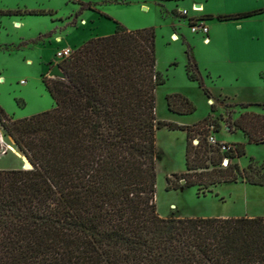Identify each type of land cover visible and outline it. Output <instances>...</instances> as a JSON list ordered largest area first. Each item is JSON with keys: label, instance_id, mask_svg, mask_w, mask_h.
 <instances>
[{"label": "trees", "instance_id": "1", "mask_svg": "<svg viewBox=\"0 0 264 264\" xmlns=\"http://www.w3.org/2000/svg\"><path fill=\"white\" fill-rule=\"evenodd\" d=\"M115 24L113 34L88 39L58 63L64 78L42 79L51 109L14 119L0 107V127L32 166L0 170V264H264V217L158 215L161 128L186 133L185 171L167 178L166 190L196 188L204 196L237 181L264 187V166L232 162L244 156L240 144L226 143L225 152L208 144L210 127L218 132L209 116L193 125L157 120L155 91L165 81L156 69L155 30ZM185 73L211 99L189 48ZM166 102L171 112L193 111L179 94ZM228 127L248 144H264V115L243 112Z\"/></svg>", "mask_w": 264, "mask_h": 264}, {"label": "rangeland", "instance_id": "2", "mask_svg": "<svg viewBox=\"0 0 264 264\" xmlns=\"http://www.w3.org/2000/svg\"><path fill=\"white\" fill-rule=\"evenodd\" d=\"M198 2L205 4L204 0L162 5L154 0H0V9L25 7L43 11V14L28 19L29 26L42 34L55 26H64L61 22L67 18L65 22L68 25H80L81 18L92 14L114 24L118 22L128 30L154 28L156 69L165 81L155 91L156 119L178 125H193L209 116L218 126L215 134L217 141L243 146L244 156L232 162L245 168L251 159L252 165L259 168L264 166V144H248L241 132L229 129L228 123L243 112L264 115V0H209L204 13H211L214 18L205 22L208 31L210 29L207 42L204 41L206 36L192 33L189 28V19L204 15L192 10V6ZM182 11L187 15H182ZM250 12L257 14L228 21L216 19L219 15ZM13 28L18 27L13 24ZM7 33L9 31L2 30V37ZM7 35L10 37V34ZM188 48L211 99L186 76ZM33 56L34 62L30 66L14 51L7 50L0 54V65L4 69L0 72V107L14 119H21L20 115L27 114L41 101L52 102L38 79V53L34 52ZM174 94L188 100L193 107L192 113L168 110L166 96ZM245 105L247 107L243 108ZM27 117L30 116L23 118ZM185 144L184 131L167 128L156 131L155 204L161 218L264 217V187L237 181L217 185L204 196L201 193L197 195L196 188L166 190V179L175 181L172 175L185 171ZM26 167L27 160L0 127V170H28ZM179 184L182 185V181Z\"/></svg>", "mask_w": 264, "mask_h": 264}, {"label": "crops", "instance_id": "3", "mask_svg": "<svg viewBox=\"0 0 264 264\" xmlns=\"http://www.w3.org/2000/svg\"><path fill=\"white\" fill-rule=\"evenodd\" d=\"M208 1L209 0H204L205 4H207ZM205 4L203 2H198L193 6H198L200 8V11L198 12H202L204 14L203 17H214L211 13H204ZM15 9L35 10L34 8L28 9L25 7ZM32 17L34 16L21 15L17 18H12L10 16H0V54L6 53L7 50H9V52L14 51L25 62V64L31 66L34 62L33 53L37 52V60L39 61L38 63L40 66L38 79L41 80L44 89L45 87L42 79L45 77L49 78L48 72L50 71V69L53 67V65L60 62L59 60L55 59V53L58 50L63 48H70L71 50H74L75 48L85 43L88 39L111 35L116 29V24H114L113 22L105 20L99 15L92 14L87 16L86 18H81L79 20L80 25H78L77 23H75L74 25H68V22H65V20L68 21L67 18L63 22H61V25L64 26H55L52 30H47L46 34H42L38 32V30H34L31 26H29L28 19H32ZM13 24H15L18 28L14 29ZM2 30L9 31V33L7 34H10V37L7 34L2 37ZM209 34L210 29L208 31V35ZM41 39L45 40L40 41ZM30 46L32 47L31 49H29ZM3 71L4 69L0 65V72ZM21 84H24V82H21ZM45 92L50 97L46 89ZM51 101L52 102H50V100H44L39 102L35 107H32L27 114L24 113L20 115V118H23L25 116H32L44 112L48 110V108H52L54 106V103L52 99ZM22 103L25 105V100L22 101Z\"/></svg>", "mask_w": 264, "mask_h": 264}, {"label": "built area", "instance_id": "4", "mask_svg": "<svg viewBox=\"0 0 264 264\" xmlns=\"http://www.w3.org/2000/svg\"><path fill=\"white\" fill-rule=\"evenodd\" d=\"M197 9H200L198 6H193L192 10L194 12H198L195 11ZM182 15H187V12L182 11L180 12ZM191 23H189V28L191 30L192 33H200L204 36H206V38L204 39L205 42H207L208 38V27L205 24V21H201L200 18H191L189 19ZM188 20V21H189ZM72 53V50L70 48H63L61 50H58L55 53V59L59 60L60 62L67 59ZM207 143L212 145V146H218L221 152H225L229 149V146L226 145V143L223 142H219L215 139V134L212 131V127H210V131L209 134L206 138ZM196 142V141H195ZM197 143V142H196ZM225 166L227 164V160L224 161Z\"/></svg>", "mask_w": 264, "mask_h": 264}, {"label": "water", "instance_id": "5", "mask_svg": "<svg viewBox=\"0 0 264 264\" xmlns=\"http://www.w3.org/2000/svg\"><path fill=\"white\" fill-rule=\"evenodd\" d=\"M48 77L52 78V79H55V78L62 79V78H64V74L61 72L58 64L53 65V67L48 72ZM23 157L27 160V158L25 156H23ZM27 162L29 164V168L28 169H31L32 168L31 164L29 163L28 160H27Z\"/></svg>", "mask_w": 264, "mask_h": 264}, {"label": "bare ground", "instance_id": "6", "mask_svg": "<svg viewBox=\"0 0 264 264\" xmlns=\"http://www.w3.org/2000/svg\"><path fill=\"white\" fill-rule=\"evenodd\" d=\"M197 10H200V9H197Z\"/></svg>", "mask_w": 264, "mask_h": 264}]
</instances>
